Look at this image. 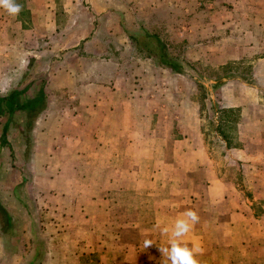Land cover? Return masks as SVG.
Masks as SVG:
<instances>
[{"label": "rangeland", "instance_id": "rangeland-1", "mask_svg": "<svg viewBox=\"0 0 264 264\" xmlns=\"http://www.w3.org/2000/svg\"><path fill=\"white\" fill-rule=\"evenodd\" d=\"M169 1L152 4L154 8L140 18L145 26L169 38L174 55L182 54L189 62L186 76L162 70L126 41L124 32L94 30L103 39L97 46L117 52L124 67L116 77L118 93L112 98L117 107L104 111L106 125L95 131L97 140L83 146L73 138L76 131L66 126L58 141L56 123L36 124L37 116L16 112L7 146L1 135L9 115L0 114V264H164L158 248H145L142 238L160 208L158 198L167 196L169 188L177 203L183 200L184 212L192 199L209 197L206 184L218 178L230 183L234 195H240L237 198L258 196L253 186L261 170L248 163L257 165L256 154L264 142H251L245 152L239 149L246 145L243 138L264 132V86L255 75L254 62L260 53L252 50L259 35L247 28L253 25L252 10L264 12V0ZM127 18L125 24L130 26L132 16ZM42 46L39 57L18 61L11 85L1 94L42 80L48 86L47 75L60 64L56 60L64 57L56 39L48 37ZM232 51L247 57L224 60ZM20 65L24 68L18 74ZM87 65L84 69L91 68ZM111 66L102 68L108 72ZM228 69L257 80L253 100L260 101L247 116L241 106H234L241 109L242 120L239 144L231 148L214 121L211 98L223 104L221 90L213 96L198 86L223 79ZM244 96L240 85L228 94L234 103H241ZM58 100L65 104V93L58 92L54 101ZM185 135L191 139L180 143ZM78 149L89 151L86 162L83 156L72 155ZM116 152L122 155L116 157ZM90 182L94 187H88ZM97 184L106 189L107 202L117 203L106 202L104 209L120 217L116 227L107 217L100 243L89 247L85 242L93 237L83 230L81 199L97 192ZM198 258L201 264L214 260L209 254Z\"/></svg>", "mask_w": 264, "mask_h": 264}, {"label": "crops", "instance_id": "crops-1", "mask_svg": "<svg viewBox=\"0 0 264 264\" xmlns=\"http://www.w3.org/2000/svg\"><path fill=\"white\" fill-rule=\"evenodd\" d=\"M168 1L16 0L23 6V10L15 17L0 8V92L6 91L11 85L16 75L13 71L16 70L18 61L27 62L29 56L39 57L38 53L42 50L44 40L48 37L56 39L58 50L64 58H60L61 61L57 59L60 64L55 71H50L47 75L48 86L46 85L45 90L48 95V105L38 117L36 124L56 123L57 140H61L63 132L66 131L64 127L69 126L70 130L76 131L73 138L84 143L83 146H88L89 141L95 139L94 134H97L95 131L106 125L104 111L108 108L111 110L112 106L117 107L116 101L112 98L118 93L116 77L124 70L117 52L111 53L108 49L104 52L101 45L97 46V43L103 44V39L96 36L97 32L94 30L105 27L108 30L113 29V33L124 32L126 41H129L125 28L131 29L133 25L137 28L142 21L140 16L154 8L152 4L158 5ZM256 10L257 12L253 10L250 12L253 25L247 28H251L252 32L259 35L257 41H254L252 50L260 53L254 59L255 75L259 84L264 86V41H261V36L262 39L264 38V12ZM128 14L132 16L130 26L125 24ZM104 17L107 19L102 21ZM64 29L65 31L59 32ZM130 43L134 45L131 40ZM249 44L251 45V42ZM14 49L17 52H14ZM68 49L74 50L66 52ZM241 53L229 52L224 60L247 57L246 54ZM146 58L153 61L152 58ZM83 63H88L91 68L84 69ZM104 65L113 69L106 72L102 68ZM20 67L21 65L18 72L24 68V66ZM162 70L167 71L165 68ZM239 85L245 92L244 100L241 103L231 102L228 94ZM255 90L253 86L238 79L227 80L221 89L222 103L226 107L241 106L243 115L247 116L251 106L255 104L260 106L258 99L253 100L255 96L257 98ZM58 92L65 93L67 100L65 104L59 100L54 101ZM189 139L191 137L185 135L180 143ZM255 140L264 142V132L243 138L242 141L246 145L239 150L245 152L247 146L250 147V143ZM259 148L260 152L256 154L257 165L248 163V166L261 170L260 178L253 186L259 191L258 196L252 198L251 195H244L242 198H237L240 195H234L230 183L218 178L206 184L205 191L210 195L209 197L198 194L201 197L192 199L190 206H186V211L195 210L200 219L184 238V243L189 247H201L202 253L199 256L211 255L214 260L206 264H264V159L262 160L264 145L260 144ZM100 151L98 149L96 153ZM178 151L183 154L189 152L181 149ZM72 155L83 156L86 162L89 151L78 149ZM114 155L121 156L122 152H116ZM120 167V171L123 170L124 167L122 165ZM97 168L94 167V170H98ZM88 187H94V183L90 182ZM97 188V192L81 199V204L84 206L81 220L85 221L83 230L89 234V237H93L92 241L85 242L89 247L100 243L107 217L108 222L113 223L114 227L120 217L104 209L108 199L106 189L101 184H97ZM172 202L176 203L172 204ZM182 202L183 200H180L177 203L171 188L167 196L158 198L157 203L160 208H156L152 217L153 223L144 230L147 235L142 238L144 242L151 240L154 243L150 248L167 246L168 237L161 233L157 225L171 226L181 217L184 213L183 207L180 206ZM107 203L117 205L112 199ZM91 208L94 211H91ZM177 208L180 211H175Z\"/></svg>", "mask_w": 264, "mask_h": 264}, {"label": "trees", "instance_id": "trees-1", "mask_svg": "<svg viewBox=\"0 0 264 264\" xmlns=\"http://www.w3.org/2000/svg\"><path fill=\"white\" fill-rule=\"evenodd\" d=\"M137 29H126L129 39L135 47L143 54V56L152 58V60L161 68L167 69L171 73L186 76L190 64L182 54L174 55L172 53L171 43L169 38H164L158 31H153L142 22L137 25ZM139 28L141 31H139ZM233 69H228L227 76L223 79L211 80L207 87L204 84H199L200 89L212 94L213 96L218 90H221L227 80L241 79L249 86H258L256 82L250 81L244 76H240ZM45 82H32L28 86L20 89L15 87L8 94L0 93V114H8L9 118L4 124L1 137L2 143L9 146L10 142L6 138L7 133L12 123V119L16 112H25L26 116L39 117L40 114L47 108L48 95L45 90ZM32 90V91H31ZM31 91V92H30ZM212 109L215 112L216 130L226 142L228 148L238 146V125L242 120L241 109L239 107H226L220 101L212 99ZM32 126V125H31ZM22 130V129H21ZM30 141V140H28ZM5 217L10 220L7 213L1 211Z\"/></svg>", "mask_w": 264, "mask_h": 264}, {"label": "clouds", "instance_id": "clouds-1", "mask_svg": "<svg viewBox=\"0 0 264 264\" xmlns=\"http://www.w3.org/2000/svg\"><path fill=\"white\" fill-rule=\"evenodd\" d=\"M0 8L6 10L10 16H18L23 10V6L16 0H0ZM199 215L195 210L189 209L177 218L174 223L169 225H157L161 233L168 237L167 246L160 247L158 250L165 258L164 264H201L199 255L202 248L199 246L189 247L184 243V238L190 233L193 227L199 223ZM154 243L145 240V248L151 247Z\"/></svg>", "mask_w": 264, "mask_h": 264}]
</instances>
